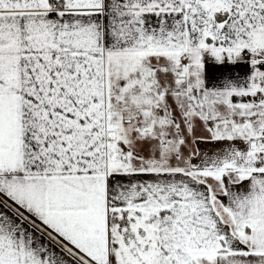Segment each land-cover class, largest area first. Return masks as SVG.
<instances>
[{
    "label": "snow or ice",
    "instance_id": "1",
    "mask_svg": "<svg viewBox=\"0 0 264 264\" xmlns=\"http://www.w3.org/2000/svg\"><path fill=\"white\" fill-rule=\"evenodd\" d=\"M0 264H264V0H0Z\"/></svg>",
    "mask_w": 264,
    "mask_h": 264
}]
</instances>
